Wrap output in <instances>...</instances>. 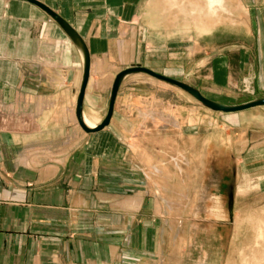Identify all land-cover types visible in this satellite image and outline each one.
Wrapping results in <instances>:
<instances>
[{
  "label": "rangeland",
  "instance_id": "obj_1",
  "mask_svg": "<svg viewBox=\"0 0 264 264\" xmlns=\"http://www.w3.org/2000/svg\"><path fill=\"white\" fill-rule=\"evenodd\" d=\"M230 5L234 18L208 15L203 35L194 15L174 32L160 28L137 38L126 24L108 68L121 72L142 62L224 104L264 98L239 70L241 56L252 61L256 48L249 6ZM171 21L165 23L179 24ZM219 57L227 63L221 74L214 68ZM94 106L105 117L107 100L95 95ZM116 106L126 147L112 148L111 162L98 163L92 195L97 231L111 237L110 245L127 257L141 252L142 264H264V105L217 112L139 75L122 86Z\"/></svg>",
  "mask_w": 264,
  "mask_h": 264
},
{
  "label": "crops",
  "instance_id": "obj_2",
  "mask_svg": "<svg viewBox=\"0 0 264 264\" xmlns=\"http://www.w3.org/2000/svg\"><path fill=\"white\" fill-rule=\"evenodd\" d=\"M40 1L69 21L88 46L91 69L83 110L91 125L107 115L101 118L95 95L107 100L108 111L119 72L111 73L106 59L126 24L134 25V37L158 35L160 28L174 32L183 23L170 25L166 20H190V11L197 8L203 35L206 17L219 20L222 14L215 8L206 12L201 0L196 8L185 3L181 11L172 0ZM247 4L256 48L252 61L241 56L239 70L249 76L246 83L264 89V0ZM228 13L234 18L231 6ZM214 68L223 73L226 58L219 57ZM82 75L77 48L40 8L27 1L0 0V264H142L141 252L127 257L110 245L111 237L97 231L99 211L94 210L92 195L98 163L111 162L112 148L126 147L119 135L122 109L116 106L122 86L139 75L152 77L129 76L117 95L110 124L87 133L76 115ZM155 162L148 160L150 165Z\"/></svg>",
  "mask_w": 264,
  "mask_h": 264
},
{
  "label": "water",
  "instance_id": "obj_3",
  "mask_svg": "<svg viewBox=\"0 0 264 264\" xmlns=\"http://www.w3.org/2000/svg\"><path fill=\"white\" fill-rule=\"evenodd\" d=\"M21 1L30 2L35 6H37L38 8H40L53 22H55L65 32V34L68 36V38L73 42V44L77 48L79 55L81 57L83 75H82L81 85L78 90V96L76 102V115L79 124L87 133H95L101 131L110 124L114 113L115 101L123 82L129 76L138 73L149 75L150 77L156 80H159L163 83H166L172 87L178 88L188 93L197 101H199L202 105H204L207 108H210L213 111L222 112V113H234L252 107L264 105V98H256L240 104H224V103L216 102L204 96L199 89H197L195 86L191 85L186 81L165 76L163 74L157 73L153 69H150L148 67H145L137 63V64H132L130 67L122 70L116 75L110 93L107 115L100 124L91 125L86 119L83 110V101H84L85 92L90 76V69H91V55L85 40L80 35V33L71 25L69 21H67L61 14L57 13L55 10L47 6L42 1L40 0H21ZM198 1L199 0H172L171 5L179 8V10L181 11L185 3H188V6L190 8L191 7L196 8ZM201 1H203L204 4L206 5V12L208 13L213 11L214 8L216 10L218 9L219 11H222L223 13H228L229 7L231 6L230 4L233 3L241 4L243 0H201ZM191 15H194V17H192ZM190 16L192 17V21L194 22L195 25L197 24V22L199 23L197 17V8L190 11ZM175 21L179 22V24H182L180 23L181 20L177 19ZM175 21L172 22L175 23Z\"/></svg>",
  "mask_w": 264,
  "mask_h": 264
}]
</instances>
